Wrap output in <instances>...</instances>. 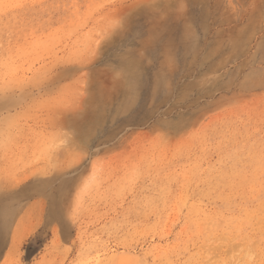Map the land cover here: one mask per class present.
Wrapping results in <instances>:
<instances>
[{
    "label": "rangeland",
    "instance_id": "obj_1",
    "mask_svg": "<svg viewBox=\"0 0 264 264\" xmlns=\"http://www.w3.org/2000/svg\"><path fill=\"white\" fill-rule=\"evenodd\" d=\"M0 264H264V0H0Z\"/></svg>",
    "mask_w": 264,
    "mask_h": 264
},
{
    "label": "snow or ice",
    "instance_id": "obj_2",
    "mask_svg": "<svg viewBox=\"0 0 264 264\" xmlns=\"http://www.w3.org/2000/svg\"><path fill=\"white\" fill-rule=\"evenodd\" d=\"M144 6L143 5H137V8H143ZM139 23V20L138 19H133L132 20V25L135 26L136 24Z\"/></svg>",
    "mask_w": 264,
    "mask_h": 264
},
{
    "label": "bare ground",
    "instance_id": "obj_3",
    "mask_svg": "<svg viewBox=\"0 0 264 264\" xmlns=\"http://www.w3.org/2000/svg\"><path fill=\"white\" fill-rule=\"evenodd\" d=\"M174 36V35H173ZM180 51V50H179ZM168 54V53H167ZM180 58V57H179ZM137 67V66H136ZM162 76V75H161Z\"/></svg>",
    "mask_w": 264,
    "mask_h": 264
}]
</instances>
